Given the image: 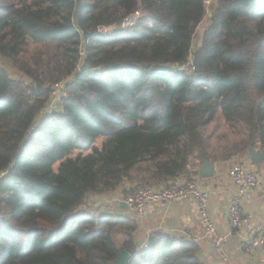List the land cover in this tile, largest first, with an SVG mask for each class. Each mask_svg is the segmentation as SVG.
Instances as JSON below:
<instances>
[{
	"label": "trees",
	"instance_id": "16d2710c",
	"mask_svg": "<svg viewBox=\"0 0 264 264\" xmlns=\"http://www.w3.org/2000/svg\"><path fill=\"white\" fill-rule=\"evenodd\" d=\"M206 15V0H0V264H203L167 236L139 250L133 219L84 205L142 163L151 187L199 176L218 116L264 153V0H214L193 50Z\"/></svg>",
	"mask_w": 264,
	"mask_h": 264
},
{
	"label": "crops",
	"instance_id": "0c3cea01",
	"mask_svg": "<svg viewBox=\"0 0 264 264\" xmlns=\"http://www.w3.org/2000/svg\"><path fill=\"white\" fill-rule=\"evenodd\" d=\"M236 160L240 162L235 163ZM210 162L215 165V174L209 178H202L199 174L197 179L211 195L210 215L216 222L218 233L228 237L225 258L217 253L214 237L203 226L198 204L192 198L152 203L147 207L146 214L139 217L126 205L123 194L119 195L121 198L111 196L108 202L112 210L110 214L128 217L137 223L134 239L139 250L146 248L153 237L167 236L195 243L198 247L197 256L203 264H264V248L249 250L243 247V241L253 234L255 226L264 223V161L255 163L248 152L239 154V159L227 156ZM236 164L254 172L259 181L258 187L250 190L243 200V211L250 216V220L240 228L230 224L228 214L231 199L237 192L231 176V169Z\"/></svg>",
	"mask_w": 264,
	"mask_h": 264
},
{
	"label": "built area",
	"instance_id": "2783aa9c",
	"mask_svg": "<svg viewBox=\"0 0 264 264\" xmlns=\"http://www.w3.org/2000/svg\"><path fill=\"white\" fill-rule=\"evenodd\" d=\"M231 176L237 192L229 205V221L233 227L240 228L250 220V216L243 211V200L250 190L258 187L259 181L254 172L247 170L240 164L232 167ZM197 177V175L190 173L184 179L171 181L167 186L138 187L125 198V203L137 216L143 217L147 207L152 203L171 202L185 198L194 199L198 204L203 226L214 237L217 253L225 258V243L228 237L218 233L216 222L210 215L211 195L201 186ZM243 247L249 250L264 248V223L255 226L253 234L243 241Z\"/></svg>",
	"mask_w": 264,
	"mask_h": 264
},
{
	"label": "rangeland",
	"instance_id": "374dc122",
	"mask_svg": "<svg viewBox=\"0 0 264 264\" xmlns=\"http://www.w3.org/2000/svg\"><path fill=\"white\" fill-rule=\"evenodd\" d=\"M213 1L214 0H206L207 15L203 22L197 28L196 35L194 38L193 50L197 49L200 45L204 31L209 25V18L212 16ZM136 17L137 16H134L133 18L129 19L126 24L128 25L133 23L136 20ZM107 30L109 29H105L104 31ZM0 61L2 64H4V66L7 67V69L12 71V68L7 65L6 61ZM60 86H62V83L57 85V94L54 97L55 102L51 106V111L61 104V100L63 96H65V90L58 91ZM203 133L209 145L207 151L208 155L218 160L224 159L223 157L225 155H232L233 157H236V159H239V154L243 153L241 145L248 138V128L246 126L238 125L236 127H231L225 122V120L221 116H218L215 121L207 125L204 128ZM102 142L103 139L100 138L98 139L96 144L101 147ZM236 161L237 162L235 163L240 162L239 160ZM147 165V163H142L138 165V167L132 172L131 178L125 180V182H123V184H121L115 190L92 194L90 197L87 198L84 207L96 214H110L112 210L111 205H109L108 202L113 197L117 196L119 198V195L123 194L124 198H126L138 187H151L150 184L146 183V181H143L141 179V177L143 176H148L147 172H145V168L147 167ZM198 165L199 162L197 163V160L194 159L191 163V170L197 168Z\"/></svg>",
	"mask_w": 264,
	"mask_h": 264
},
{
	"label": "water",
	"instance_id": "95a60500",
	"mask_svg": "<svg viewBox=\"0 0 264 264\" xmlns=\"http://www.w3.org/2000/svg\"><path fill=\"white\" fill-rule=\"evenodd\" d=\"M250 156L255 163L264 161V153L262 150L250 148ZM200 176L202 178H209L215 174V165L208 160H205L201 166ZM131 254L127 250H122L114 264H129Z\"/></svg>",
	"mask_w": 264,
	"mask_h": 264
}]
</instances>
